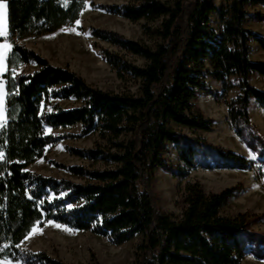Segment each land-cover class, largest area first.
<instances>
[{
	"label": "trees",
	"instance_id": "obj_1",
	"mask_svg": "<svg viewBox=\"0 0 264 264\" xmlns=\"http://www.w3.org/2000/svg\"><path fill=\"white\" fill-rule=\"evenodd\" d=\"M85 1L0 0L7 17V35L0 41L12 44L10 56L17 66L36 67L6 81L5 123L0 126V259L64 264L21 247L37 221L43 225L52 220L115 247L141 237L138 264H241L251 254L264 260V234L251 230L254 219L221 214L238 188L205 193L198 182L187 180L196 170L251 169L244 157L196 135L212 132L213 121L195 103L204 94L224 104L234 134L242 141L244 134L254 138L249 106L253 101L264 112V92L249 80L264 78V62L249 59L250 43L264 50V39L246 24L264 22V14L255 10L264 8V0H222L220 7L214 0H127L121 6L96 7L130 23L142 22L143 35L155 40L149 47L114 32L91 30L93 39L145 62L134 66L103 51L106 64L125 85L120 93L89 87L74 72L15 43L72 24ZM212 15L219 37L210 25ZM206 79L219 84L220 92L208 89ZM61 102L77 106L63 109ZM76 126L78 135L53 134ZM89 135L97 138L92 148L66 152L91 168L51 162L78 181L27 170L47 148ZM171 151L176 164L166 158ZM156 170L184 182L178 193L179 217L157 207L151 186Z\"/></svg>",
	"mask_w": 264,
	"mask_h": 264
},
{
	"label": "rangeland",
	"instance_id": "obj_2",
	"mask_svg": "<svg viewBox=\"0 0 264 264\" xmlns=\"http://www.w3.org/2000/svg\"><path fill=\"white\" fill-rule=\"evenodd\" d=\"M127 0H86L77 20L81 23L66 24L56 32L39 36L16 40L15 43L32 50L46 59L54 67L68 69L81 77L92 88L102 91L120 93L125 85L116 77V74L106 64L103 51L118 54L125 61L134 66L142 67L145 62L142 59L125 54L119 49L106 43H101L92 38L91 30H103L117 33L127 40L143 43L153 47L155 40L148 39L142 33V22L130 23L121 18L109 15L96 7L121 6L127 4ZM216 7H220L222 0H214ZM264 14V8L255 9ZM6 5L0 2V29L7 33ZM210 25L220 36V26L215 15L210 18ZM246 27L255 36L264 39V22L247 23ZM6 37V36H5ZM2 38V37H1ZM0 43L6 47L0 49L4 56L5 70L0 72V126L5 123V88L6 81L14 74H29L36 67L34 65H19L14 63L10 56L12 44L6 40ZM10 45V47H7ZM249 59L252 62H264V51L257 47L254 42L250 43ZM249 83L256 89H264V79L258 76L250 78ZM205 85L214 92H220L219 84L206 79ZM132 92L136 87L126 85ZM235 93H230L228 99L234 98ZM77 105L73 102H61L63 109H71ZM195 106L201 111L206 119L213 121V130L210 133H197L208 144L218 146L226 151L233 152L244 157L251 163L249 171L238 170H196L187 178L196 181L205 193H219L225 189L238 188L221 209V214L227 217H235L238 214H247L254 219L250 228L253 232L264 234V153L260 155L264 145V114L257 113V108L252 101L249 106L250 124L254 138L247 134L240 140L230 129L227 123V108L224 104H217L211 97L200 94ZM80 127L70 130H58L55 135H78ZM187 135L191 133L183 130ZM97 138L89 135L79 139H64L54 147L47 148L43 158L28 166L27 170L54 179H71L78 181L62 169L54 167L51 162L64 167L83 166L90 167V163L70 156L67 148L90 149L94 146ZM262 144V145H261ZM253 149H250L251 147ZM170 164H176V154L171 151L167 156ZM98 166H96L97 168ZM184 182L174 179L161 170L153 173L151 186L152 193L157 200L158 209L173 217L180 216L178 207L179 189ZM42 230L30 238H25L21 247L31 252L45 253L47 256L59 260L64 264H138L136 255L137 246L142 238L136 237L131 242L120 247L112 246L105 239L91 233L79 231H65L50 224L39 225ZM254 252V248L251 249ZM0 264H20L10 260L0 259ZM241 264H264V260L256 259L249 255Z\"/></svg>",
	"mask_w": 264,
	"mask_h": 264
},
{
	"label": "snow or ice",
	"instance_id": "obj_3",
	"mask_svg": "<svg viewBox=\"0 0 264 264\" xmlns=\"http://www.w3.org/2000/svg\"><path fill=\"white\" fill-rule=\"evenodd\" d=\"M81 22L79 20L76 21V24L79 25ZM7 35V33L3 30V29H0V37H5ZM6 46L2 43H0V49H4ZM7 47H10V45H8ZM5 70V66H4V56L3 54H0V72L4 71ZM49 111H51V109H49ZM32 198V197H30ZM39 224H40V221H37L36 224L32 227V230L29 232L28 236L26 237L27 238H30L31 236L37 234V233H40L42 230L40 229L39 227ZM47 224H50L56 228H61L65 231H72L71 229H68L66 226L64 225H60L58 223H56L55 221H52V220H48L47 221Z\"/></svg>",
	"mask_w": 264,
	"mask_h": 264
},
{
	"label": "crops",
	"instance_id": "obj_4",
	"mask_svg": "<svg viewBox=\"0 0 264 264\" xmlns=\"http://www.w3.org/2000/svg\"><path fill=\"white\" fill-rule=\"evenodd\" d=\"M255 44H257L256 42H254ZM257 47L260 49V50H262L261 49V47L257 44ZM262 51H264V50H262ZM259 77V76H258ZM260 78V77H259ZM261 79H264V78H262L261 77ZM258 90H260V89H258ZM260 91H263L264 92V89H261ZM254 105L256 106V108H257V113H259V114H264V112L254 103Z\"/></svg>",
	"mask_w": 264,
	"mask_h": 264
}]
</instances>
